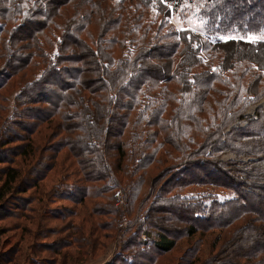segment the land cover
<instances>
[{"label":"trees","instance_id":"16d2710c","mask_svg":"<svg viewBox=\"0 0 264 264\" xmlns=\"http://www.w3.org/2000/svg\"><path fill=\"white\" fill-rule=\"evenodd\" d=\"M27 1L0 0V19L6 21L0 34V61L3 62L0 90L14 78L26 77L30 67L37 70L44 63L41 74L27 81L16 95L14 111L1 132L0 163L8 165L0 174V208L5 213L0 220L17 217L29 209L35 200L33 194H20L38 188L56 168L59 155L67 149L81 168V182L63 190L54 189L52 194L55 197L66 198L78 207L88 199L107 196L108 209L104 207L107 203H93L89 214L84 216L86 222L88 215L94 217L96 213H107L115 216L110 219L112 224L118 220L123 226V219L116 218L121 210L114 207L118 188L126 194L127 203L123 208H136L134 216L126 222L120 252L106 264H159V258L175 250L178 240L216 231L210 257L201 259L200 249L195 245L177 264H264V108L260 107L258 118L251 119L245 127L235 126L225 132L229 123L242 118L247 107L259 100L256 88L244 81L245 71L257 70L253 83L264 85V66L260 67L255 59L248 57L246 60L255 63L258 69L250 63L241 73L240 87H236L228 73L234 64L225 68L222 63L228 50L251 53L254 50L257 53L264 48V41L247 39L264 34V0H166L169 14L174 10L170 3L193 2L180 16L193 13L195 20L203 21V26L191 25L202 37L199 56L195 65L192 64V68H196L198 63L195 74H200L201 85L211 93V88L220 79L233 88L221 91L223 94L226 91L231 101H217L219 106L229 105V109L221 112L222 119L218 117L214 123L205 112L210 100L204 96L198 112V125L186 121L187 117L193 119L195 114L192 99L180 97L186 89L173 92L167 85L176 78L171 74L175 65L171 58L177 55V51L184 52L180 42L177 48L174 42H169L170 51L165 54L158 51L159 47H146L147 43L141 46L133 33L137 42L135 47L142 48L120 58L106 59L97 43L83 37V29L93 24L89 22L90 16L98 12L96 9L92 11L91 7L85 9L86 12L79 9L80 14L76 15L79 18L76 22L82 23L78 25L82 36L70 27H62L57 49L50 54L43 50L36 33L38 30L47 32L52 20L47 18L59 17L72 0H31L33 6L28 10L22 6ZM140 1L149 8L162 2ZM84 3L87 7L89 0ZM184 31L190 29L178 31L177 36L185 39ZM32 39H36L34 45ZM116 40L114 36L110 38L111 43ZM216 47L225 53L222 62L215 61L219 57L213 52ZM202 52L209 56L211 63L200 56ZM151 54L159 60L167 58L168 71L164 70L166 61L161 65L153 63ZM36 57L41 61L34 63ZM194 84L193 88L196 87ZM163 85V89H158ZM171 100L180 105L172 110L170 119H166L164 115ZM55 118L58 119L55 130L59 139L40 147L35 134L43 124L51 123ZM173 123L174 130L166 134ZM168 145L176 147L184 157L174 156L168 149L162 153L165 159L160 151ZM230 150L238 156L249 155L256 160L250 162L249 168H239L234 162L219 159L223 152ZM27 160L31 162L30 177L24 175L23 167L17 164ZM126 163L132 168H123ZM155 164L162 169L148 189V174ZM119 171H123L121 178L116 175ZM192 185L222 188L229 191L230 196L222 199L212 192L183 193ZM47 211L50 218L79 216L77 208L75 211L55 207ZM72 233L69 232L70 239L60 237L42 245L45 250L60 254L62 249L80 244V241H74ZM44 238L50 237L44 235ZM222 252L225 256L219 257ZM13 260L8 251L0 252V264H12ZM44 262L45 259L39 258L31 260V264ZM56 263L57 260L53 259L47 264ZM67 263V259L62 261V264Z\"/></svg>","mask_w":264,"mask_h":264},{"label":"rangeland","instance_id":"374dc122","mask_svg":"<svg viewBox=\"0 0 264 264\" xmlns=\"http://www.w3.org/2000/svg\"><path fill=\"white\" fill-rule=\"evenodd\" d=\"M84 1L85 0H72L69 5L62 9L65 11L64 13L61 12V15L59 17L54 16V18H52V16H50L47 18L49 20L52 19L49 23L51 27L49 26L47 32H44V30H38V32L36 33L37 37H39L42 42L44 51H47L50 54L56 51V42L58 40V37H60L61 33L63 32L64 26L72 28L73 31L81 35L80 33L83 32H81V29L78 30V25L80 26L82 25V23L81 21L76 22V19H79L76 15L80 14V12H78L79 9L80 11L86 12L85 9L90 10L91 7H93L92 11L96 9L98 12L94 16H90L89 22L90 24H93L92 26L83 29L85 31L83 33V37L92 43H97L99 47H101L100 50L105 53V55L104 53L103 55L106 59L113 60V58H120L124 54L129 55L134 50L142 48L135 47L137 45V42L141 43V46L146 45L147 43L146 47H159L158 51H162V53L164 52L165 54L170 51L169 47L171 46V43L169 42H174L176 48L178 47V43L180 42V48L184 49V52L180 53L179 51H177V55H175L174 58H171L175 61V65L171 74H174L176 78L173 81L170 80L167 85L173 92H178L181 88L186 89V92H184L180 97L185 99L189 97L192 99L191 101L195 106V114L193 117V119L195 120H188L187 117L186 121H188L189 124L198 125V123H196L199 117L198 112L201 108L200 106L202 104L203 98L206 95L209 97L210 102H207L205 112L210 121L216 122L218 121V117L219 120L222 119L220 113L225 110L227 111L229 109V105L225 106L223 104L219 106L217 103L223 100H226V103H229L231 101L230 95H226L225 92L233 88L229 86L228 82L226 83L224 81H220L219 79L215 82V86L211 88V93H209L208 89H206V87L202 86L200 83V74H195L197 73L196 68L198 67V63L196 68H192V66L195 65L194 63L196 62L197 57L199 56V42L201 41L200 39L202 37L200 38L197 29H194L191 25L203 26L204 24L203 21L195 20V18L192 16L193 13L192 15H189V12L187 11V15L189 16L186 17L180 16V13H182L184 8L192 6L194 4L193 2H186L183 4H180L178 2L170 3V7L172 8V10H174L171 12V14H169L168 7L166 6V0H162V2L160 1L161 4H154V6L150 5V8L141 4L140 0H89V4H87L88 8L85 7ZM30 2L31 0L24 2L22 6L28 10L33 6ZM148 3L153 2L149 1ZM48 4L50 5L51 3L48 2ZM176 4H178V7ZM64 14L67 15L64 16ZM97 24H99L98 27L96 26ZM5 25V19H0V34ZM182 29H190L189 32L184 31L182 33L185 39L177 36L178 31H182ZM133 33H135L137 36V42L134 41ZM34 34L35 33H33V35ZM113 36L117 39L115 43L110 42V38H113ZM14 38H16L15 35ZM247 39L264 41V34L254 36L253 38L249 37ZM33 40L34 39H32V43L34 45L36 43V39L35 41ZM213 52L219 55L218 59L215 61L222 62L223 55L225 53L220 51V47H216ZM200 56L206 62L211 63V60H209V56L205 52L200 53ZM248 57L251 59H255L256 63L260 64V67L263 68L264 48L260 49L257 53L254 52V50H252V53L245 50H228V54L224 55V60L222 63L225 68H228L231 64H234L233 70L229 71L228 73L232 78L231 82L235 83L236 87H240L239 85L241 84V73L245 71V68L248 67L250 63H252L246 60ZM37 61H41L40 57L34 58V63ZM150 61H152L153 63H160V65L162 64V61H166L163 65L164 70L168 71L169 62L167 58L166 60H159L155 58L154 54H151ZM210 63L208 68L211 65ZM43 65L44 63H41L38 66L39 68L37 70H33L32 67H30L28 69V74L26 77H16L13 80L9 81L7 85L0 90V136L1 132H3L4 125H7L9 118L14 111L16 95L22 90L24 84L27 81H29L30 79L33 80L41 74L42 70L44 69ZM2 66L3 62L0 61V69ZM252 66L258 69V66L255 63H252ZM245 74L246 76L244 78V81L252 84L253 89L256 88V95L259 96V100L247 107L242 118L229 123L225 129V132H228L232 127L235 126L245 127L251 119L258 118L257 111L259 110V108H264V85L253 83V79L257 74V70L249 72L245 71ZM194 75H196L195 78H193ZM189 78H193L194 80L188 82L187 80H189ZM194 82L197 84H194ZM192 84H194L196 87L193 88ZM164 87L165 85L159 86L158 89L161 90ZM222 90H226L224 94L221 93ZM234 90L238 91L236 89ZM178 105L180 104H178L176 100H171L169 110L164 115V117H166V119H170L172 110L175 107H178ZM57 121L58 119L55 118L51 123L43 124L39 128V131H37V133L35 134L36 142L40 147H45L50 142L57 141L59 139V136H57L58 132L55 130ZM170 125V128L166 130V134L169 130H174L175 128L174 123ZM192 128L194 130V133H197L196 128L194 126H192ZM150 129L151 131H153V128ZM147 130H149V127L146 128V133ZM0 149H2L1 145ZM168 149L170 150L169 152H172L174 154V156L177 155L180 158L184 157V154L182 152H178L176 150V147L168 145L160 151L161 156H163L165 159L166 156L162 153L164 151H167ZM169 156H171V158L173 157L172 154ZM129 157H131V155H129ZM219 159L224 162H234V166L239 168H249L251 166L250 162L252 160H256L255 157L249 155L238 156V154H236L232 150L223 152ZM17 164L23 167L24 175L26 174V176L30 177V160ZM6 165L8 164L0 163V174L3 170L2 168ZM127 165L129 164L126 163V165H123V168H132V166ZM80 169L81 168L78 165L74 155L70 153L69 150H64L59 155L56 168L41 183V185L38 188H31L25 194H20L24 196H28L31 193L33 194L32 197L35 200L32 202L29 209H27V211L23 210L20 214L17 215V217L15 215L0 220V230L2 231V234H0V252L8 251L9 256L14 258L12 264H31V260L33 258H39L41 260L45 259L44 264L49 263L53 259L57 260L56 264H62V261L64 259H67V264H106L115 256L117 252H120L121 243L125 238L123 234L127 229L126 222L130 217L134 216V210L136 209H134L135 206L125 207V209L123 208L127 202L125 191L122 188H118L115 192L114 196L116 197V200H114V207L121 210L116 218L121 217L123 219V226L118 223V220H116V222L112 224L110 219L115 216L107 213H96L94 217L88 215V221H84V216L89 214V209L92 207L93 203H107L106 205H104V207L108 209L107 205H109V201L107 199V196L92 200L88 199L85 204L77 207L66 198H63L61 196L55 197V195L52 194V191L54 189L58 188L63 190L68 185H78L81 182ZM161 169L162 167H157L156 164L151 168L148 174V182L146 184V187L148 189L150 188L153 178L157 174H159ZM125 172L128 173L127 171ZM116 175L117 177L119 175V177L121 178L123 175V171L116 172ZM240 175L243 174L240 172ZM125 177L127 179V176ZM99 184H102V182H100ZM183 191V193L186 194L212 192L222 199L230 196L229 191L209 185H192L187 187ZM12 193L17 192L13 191ZM109 195L111 194H108V196ZM152 198L153 196L150 197V201ZM55 207H64L68 209H74L75 211L77 208V210H79V216L75 217V215H68L65 219L50 218L48 216L49 212H46V210ZM86 208H88V213ZM129 211H131L130 214ZM3 212L4 211H2V209L0 208V216L5 214ZM164 223L167 224L166 221ZM113 227H116V230H114ZM69 232H74V234L72 233L71 236L74 241H80V244L75 243L73 244V246L62 249L60 254L45 250V247L42 245L43 242L49 243V241H52L53 239L57 240L60 237L70 239ZM217 233L218 231L207 234L205 236H202V234L198 233L193 237L182 238L178 240L175 250L159 258L158 263L177 264L178 261H181L182 257L186 255L190 248L195 245L200 249L199 255L201 256V259L210 257L212 255V242L214 241ZM44 235H48L50 238L45 239ZM80 245L83 246L82 249L80 248ZM14 251L15 253H13ZM224 256L225 254L223 252L219 255V257Z\"/></svg>","mask_w":264,"mask_h":264},{"label":"built area","instance_id":"2783aa9c","mask_svg":"<svg viewBox=\"0 0 264 264\" xmlns=\"http://www.w3.org/2000/svg\"><path fill=\"white\" fill-rule=\"evenodd\" d=\"M119 194V193H118Z\"/></svg>","mask_w":264,"mask_h":264}]
</instances>
